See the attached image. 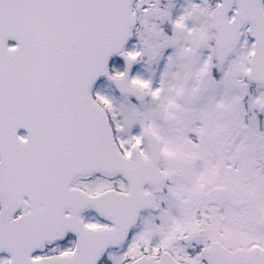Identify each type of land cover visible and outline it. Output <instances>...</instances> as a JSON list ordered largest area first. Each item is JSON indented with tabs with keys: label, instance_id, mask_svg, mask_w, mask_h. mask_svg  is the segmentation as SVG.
Here are the masks:
<instances>
[{
	"label": "snow or ice",
	"instance_id": "1",
	"mask_svg": "<svg viewBox=\"0 0 264 264\" xmlns=\"http://www.w3.org/2000/svg\"><path fill=\"white\" fill-rule=\"evenodd\" d=\"M0 264H264V0H0Z\"/></svg>",
	"mask_w": 264,
	"mask_h": 264
}]
</instances>
